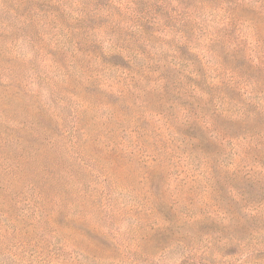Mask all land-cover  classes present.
<instances>
[{
	"label": "rangeland",
	"instance_id": "obj_1",
	"mask_svg": "<svg viewBox=\"0 0 264 264\" xmlns=\"http://www.w3.org/2000/svg\"><path fill=\"white\" fill-rule=\"evenodd\" d=\"M34 3L0 0V185L4 187L0 189V264H41L38 260L49 264L53 260L46 252L54 253L52 244L57 241L68 243L72 258L87 264H134V259L137 264H226L229 260L236 264L243 260L245 253L237 254L232 244L245 235L234 227L227 229L231 226L227 219L209 214L215 208L210 205L222 202L212 192L213 181L197 176L203 168L193 157L203 155L196 148L189 155V146L181 143L176 131L171 136L162 125L164 119L155 114L172 110L150 96L147 109L127 111L116 103L110 88L95 90L96 86L78 82L73 74L64 76L54 68L47 50H34L27 42L42 30L29 22ZM208 18L203 12L201 19ZM121 19L124 34L130 18L122 15ZM103 20L90 23L97 38H104ZM103 44L109 47L107 41ZM184 52L198 69V49ZM99 101L113 104L120 128L109 120V107ZM221 121L229 129V123ZM146 128L158 130L169 148L166 154H158L155 132L146 135ZM207 152L215 148L207 147ZM24 157L30 161L13 182L1 168ZM209 158L208 165L223 176L215 163L219 157ZM47 172L56 178L45 180ZM37 192L45 198L38 208L47 216L40 222L23 210L28 202L24 199ZM187 197L194 198L198 221L176 227ZM171 221L173 226L168 224ZM217 236L226 239L213 240ZM40 249L45 257L38 256Z\"/></svg>",
	"mask_w": 264,
	"mask_h": 264
},
{
	"label": "trees",
	"instance_id": "obj_2",
	"mask_svg": "<svg viewBox=\"0 0 264 264\" xmlns=\"http://www.w3.org/2000/svg\"><path fill=\"white\" fill-rule=\"evenodd\" d=\"M145 1L140 10L141 0H35L29 22L42 30L27 42L34 50H47L54 68L64 76L73 74L78 82L96 86L95 90L110 88L116 103L127 111L147 109L150 96L159 106L170 108L169 114L163 110L155 114L164 119L162 125L170 135L176 131L181 143L189 146V155L195 148L203 155L205 159L193 157L203 168L197 176L213 181L212 192L222 202L210 205L215 208L209 214L227 219L231 223L227 229L234 227L245 235L232 244L238 248L237 254L245 253L236 264H264V0ZM203 12L208 19H201ZM122 15L130 18L124 34L119 21ZM102 18L107 26H101L104 38H97L89 27ZM195 49L198 69L184 56L185 50ZM102 104L109 107V120L114 119L120 128L113 104L99 101ZM220 120H226L229 129ZM144 131L149 136L155 132L158 154H166L169 148L161 142L158 130ZM198 142L206 146L198 147ZM211 146L215 152H207ZM210 156L219 157L215 163L223 169V176L208 165ZM29 161L24 157L7 163L2 172L14 182ZM52 176L47 172L44 178ZM0 189L4 187L0 185ZM29 189L35 190L33 186ZM24 200L28 201L25 215L29 213L36 222L47 218L38 208L45 201L40 192ZM201 204L209 208V204ZM193 205L194 198H185V212L181 211V224L176 227L198 221ZM171 222L168 224L173 226ZM184 234L181 236H187ZM214 239L223 242L226 238ZM52 246L54 253L46 252L53 260L49 264H87L72 258L68 243L57 241ZM40 254L45 255L41 249ZM226 264L235 263L229 260Z\"/></svg>",
	"mask_w": 264,
	"mask_h": 264
}]
</instances>
